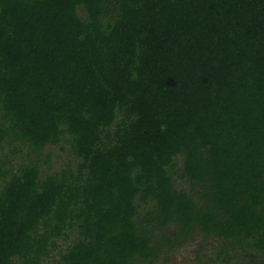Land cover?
<instances>
[{
    "label": "trees",
    "instance_id": "1",
    "mask_svg": "<svg viewBox=\"0 0 264 264\" xmlns=\"http://www.w3.org/2000/svg\"><path fill=\"white\" fill-rule=\"evenodd\" d=\"M264 264V0H0V264Z\"/></svg>",
    "mask_w": 264,
    "mask_h": 264
},
{
    "label": "rangeland",
    "instance_id": "2",
    "mask_svg": "<svg viewBox=\"0 0 264 264\" xmlns=\"http://www.w3.org/2000/svg\"><path fill=\"white\" fill-rule=\"evenodd\" d=\"M215 251L216 243L196 236L168 256L161 257L156 264H210L209 259L213 258Z\"/></svg>",
    "mask_w": 264,
    "mask_h": 264
}]
</instances>
